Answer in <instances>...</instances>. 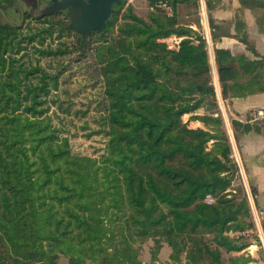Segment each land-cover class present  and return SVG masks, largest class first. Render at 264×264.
<instances>
[{
	"label": "trees",
	"instance_id": "obj_1",
	"mask_svg": "<svg viewBox=\"0 0 264 264\" xmlns=\"http://www.w3.org/2000/svg\"><path fill=\"white\" fill-rule=\"evenodd\" d=\"M16 1L6 2L15 8ZM147 2V19L128 7L110 35L121 1L105 30L90 33L100 36L93 55L107 136L96 159L73 154L47 113L46 96L58 88L61 71L44 70L40 59L22 61L23 44L41 56L65 55L69 45L61 40L71 29L51 15L25 28L3 21L0 0V264H60L59 255L66 264H144L132 243L145 238L157 245L163 238L175 262L185 250V264H222L220 248L246 246L226 235L255 225L245 200L227 197L239 168L222 118L212 115L206 44L199 36L195 44L177 22V6L198 0ZM157 2L170 10L152 9ZM172 35L184 36L177 49L161 41ZM47 38L52 43L42 48ZM229 72L219 68L222 85ZM202 106L210 114L189 119L206 128H190L183 115ZM206 194L215 202L205 203ZM207 233L215 247L204 241Z\"/></svg>",
	"mask_w": 264,
	"mask_h": 264
},
{
	"label": "crops",
	"instance_id": "obj_2",
	"mask_svg": "<svg viewBox=\"0 0 264 264\" xmlns=\"http://www.w3.org/2000/svg\"><path fill=\"white\" fill-rule=\"evenodd\" d=\"M176 16L178 25L191 30L195 44L198 36L205 41L217 107L212 115L222 118L259 219L255 232L261 243L254 241L240 253L250 259L248 264H264V135L253 122L256 110L264 107V0H198L196 6L179 4ZM182 38L172 35L164 42L173 40L176 45L169 48L177 49ZM220 67L230 70L224 85L219 80ZM206 114L210 111L202 106L185 114V120L190 128L205 129L202 121L189 117ZM232 122L240 123L235 131Z\"/></svg>",
	"mask_w": 264,
	"mask_h": 264
},
{
	"label": "rangeland",
	"instance_id": "obj_3",
	"mask_svg": "<svg viewBox=\"0 0 264 264\" xmlns=\"http://www.w3.org/2000/svg\"><path fill=\"white\" fill-rule=\"evenodd\" d=\"M6 1L7 0H1V6H5L6 8L1 12L4 19L3 21L21 24L25 28L29 22L35 25L36 19H42L47 15H51L53 18L64 23L67 28L71 29L69 36H65L61 40L69 45V52L65 55L58 57L41 56V54L30 45L25 46L26 44H23L25 49H22V52H24L25 57H22V61H31L35 64L36 60L40 59L39 63L44 70L51 73L61 71L58 88L56 90H51L46 96V105H49L47 113L50 115L52 123L60 129L61 134L69 138L73 154L100 159L105 152L107 142L105 127L100 121L101 115L105 114L103 109V83L98 76L97 61L93 55V47L96 45V42L100 40V36L90 34V32L83 43H81V36L73 28L71 16L68 14L69 9H60L53 12L49 11L52 5L51 0H17L15 8L9 7ZM33 3L34 7L32 6ZM118 5L119 12L117 14L116 27L109 33L110 35L115 34L117 26L124 21L123 15L126 13L128 7H131L133 13L145 19H147L148 13H151L147 0H120ZM75 32L78 33L80 37L79 44H77V35ZM161 41L164 42V39H161ZM47 43H52V40H50V38L45 39L42 48H45ZM165 43L168 47L172 44L176 45L173 40H168ZM22 52L16 54V57L19 58ZM34 81H36V79H34ZM182 119L186 122L185 115H183ZM224 130L226 131L225 126ZM259 131L264 135L260 129ZM210 147L211 142L208 143V148ZM232 154L235 160L233 149ZM103 187L104 186L101 185V189ZM227 195L229 198H237V202L243 198L246 202L245 207L250 210L254 225L255 223H259L257 214L250 204V193L244 186L240 172L239 175L232 180L231 185L227 189ZM263 221L264 220L261 219L262 224H264ZM255 231L256 225L254 228L245 229L243 231L229 230L226 231V235L234 240L236 239L238 245L245 244L246 246L242 249L244 250L254 241L257 242L258 245L261 243ZM203 239L211 247L216 246L213 241L214 234H204ZM160 242L161 244L157 245L153 238H145L143 240H135L132 245L137 251L138 259L144 264L186 263L185 250L180 253V259L175 262L170 258L172 248L163 238L160 239ZM165 246L167 250L163 249ZM242 250L225 251L220 248V261L222 264H248L250 259L246 257L244 252L240 253ZM3 254L6 253L3 252ZM57 261L60 264H66L69 259L63 255H59ZM201 263L210 264V261L206 258L203 259Z\"/></svg>",
	"mask_w": 264,
	"mask_h": 264
},
{
	"label": "water",
	"instance_id": "obj_4",
	"mask_svg": "<svg viewBox=\"0 0 264 264\" xmlns=\"http://www.w3.org/2000/svg\"><path fill=\"white\" fill-rule=\"evenodd\" d=\"M51 2L49 11L69 9L68 14L71 16L73 28L80 34L83 43L90 32L104 30L112 16L113 5L118 4L120 0H51Z\"/></svg>",
	"mask_w": 264,
	"mask_h": 264
},
{
	"label": "built area",
	"instance_id": "obj_5",
	"mask_svg": "<svg viewBox=\"0 0 264 264\" xmlns=\"http://www.w3.org/2000/svg\"><path fill=\"white\" fill-rule=\"evenodd\" d=\"M153 8L170 10L169 6L165 3L157 2L152 6ZM253 122L258 126V128L264 133V107H260L256 110L253 116ZM205 203L211 204L214 202V198L211 194H206L204 198Z\"/></svg>",
	"mask_w": 264,
	"mask_h": 264
},
{
	"label": "flooded vegetation",
	"instance_id": "obj_6",
	"mask_svg": "<svg viewBox=\"0 0 264 264\" xmlns=\"http://www.w3.org/2000/svg\"><path fill=\"white\" fill-rule=\"evenodd\" d=\"M32 6L34 7V3L32 4Z\"/></svg>",
	"mask_w": 264,
	"mask_h": 264
}]
</instances>
